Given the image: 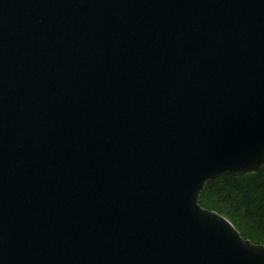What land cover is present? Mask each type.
Returning a JSON list of instances; mask_svg holds the SVG:
<instances>
[{"label":"water","instance_id":"95a60500","mask_svg":"<svg viewBox=\"0 0 264 264\" xmlns=\"http://www.w3.org/2000/svg\"><path fill=\"white\" fill-rule=\"evenodd\" d=\"M263 164L264 0H0V264H264Z\"/></svg>","mask_w":264,"mask_h":264},{"label":"trees","instance_id":"16d2710c","mask_svg":"<svg viewBox=\"0 0 264 264\" xmlns=\"http://www.w3.org/2000/svg\"><path fill=\"white\" fill-rule=\"evenodd\" d=\"M199 203L227 217L242 237L264 244V164L242 175L207 179Z\"/></svg>","mask_w":264,"mask_h":264}]
</instances>
